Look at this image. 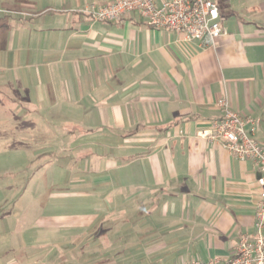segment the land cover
Listing matches in <instances>:
<instances>
[{"label":"crops","instance_id":"crops-1","mask_svg":"<svg viewBox=\"0 0 264 264\" xmlns=\"http://www.w3.org/2000/svg\"><path fill=\"white\" fill-rule=\"evenodd\" d=\"M110 1L0 0V105L20 126H73L61 150L88 158L73 186L122 190L105 203L123 217L125 264L226 258L254 233L259 172L197 132L226 97L264 148V0H214L225 34L203 49L135 11H82Z\"/></svg>","mask_w":264,"mask_h":264},{"label":"rangeland","instance_id":"rangeland-1","mask_svg":"<svg viewBox=\"0 0 264 264\" xmlns=\"http://www.w3.org/2000/svg\"><path fill=\"white\" fill-rule=\"evenodd\" d=\"M5 105H0V264L133 261L118 250L123 217L105 203L122 190L91 184L77 191L72 184L86 175L78 167L88 159L61 150L60 136L73 126L65 124L67 120H32L33 129L20 126L30 120L14 122L11 113L17 110ZM45 132L53 135L52 141L43 140Z\"/></svg>","mask_w":264,"mask_h":264},{"label":"built area","instance_id":"built-area-1","mask_svg":"<svg viewBox=\"0 0 264 264\" xmlns=\"http://www.w3.org/2000/svg\"><path fill=\"white\" fill-rule=\"evenodd\" d=\"M82 11L93 20L119 21L132 11L142 16L153 28L180 35V40L194 43L199 49L213 46L225 34L217 3L214 0H112ZM221 116L209 122L197 134L211 144L228 150L240 160L253 161L259 172L258 198L255 203L253 234H242L234 251L226 258L190 259L177 264H264V148L253 137L255 121L230 108L226 97L217 100Z\"/></svg>","mask_w":264,"mask_h":264}]
</instances>
